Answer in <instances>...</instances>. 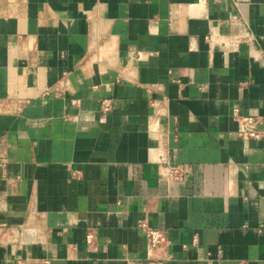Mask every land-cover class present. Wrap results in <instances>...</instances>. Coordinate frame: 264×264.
<instances>
[{
  "label": "crops",
  "instance_id": "crops-1",
  "mask_svg": "<svg viewBox=\"0 0 264 264\" xmlns=\"http://www.w3.org/2000/svg\"><path fill=\"white\" fill-rule=\"evenodd\" d=\"M0 264H264V0H0Z\"/></svg>",
  "mask_w": 264,
  "mask_h": 264
},
{
  "label": "built area",
  "instance_id": "built-area-1",
  "mask_svg": "<svg viewBox=\"0 0 264 264\" xmlns=\"http://www.w3.org/2000/svg\"><path fill=\"white\" fill-rule=\"evenodd\" d=\"M232 116L238 125V136L244 139L253 138L258 139L261 134L257 131V122L252 117H243L238 114L236 109H233ZM167 175L175 180H180L182 177V170L179 166L167 167ZM143 235L146 240V256L151 259L153 253L164 246L166 239L165 235L161 230L150 228L145 224H140ZM95 235L92 232H88L86 235V244L91 245Z\"/></svg>",
  "mask_w": 264,
  "mask_h": 264
}]
</instances>
